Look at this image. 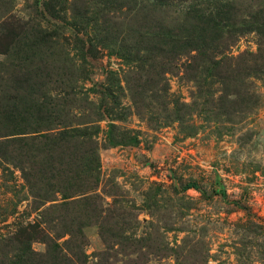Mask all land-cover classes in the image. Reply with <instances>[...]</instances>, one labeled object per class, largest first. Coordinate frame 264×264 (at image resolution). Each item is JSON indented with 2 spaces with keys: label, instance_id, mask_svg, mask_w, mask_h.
I'll return each instance as SVG.
<instances>
[{
  "label": "rangeland",
  "instance_id": "rangeland-1",
  "mask_svg": "<svg viewBox=\"0 0 264 264\" xmlns=\"http://www.w3.org/2000/svg\"><path fill=\"white\" fill-rule=\"evenodd\" d=\"M229 1L0 0V130L40 69L98 158L76 204L34 203L0 138V264H264V56L235 24L261 0Z\"/></svg>",
  "mask_w": 264,
  "mask_h": 264
},
{
  "label": "trees",
  "instance_id": "trees-1",
  "mask_svg": "<svg viewBox=\"0 0 264 264\" xmlns=\"http://www.w3.org/2000/svg\"><path fill=\"white\" fill-rule=\"evenodd\" d=\"M229 2L227 0L228 4ZM249 7L244 9L235 22L243 27L237 35L255 33L259 38L258 53L255 58H260L264 56V0H261L260 5L256 7ZM233 26L235 25L229 23L223 27L233 32ZM215 27L218 25L212 26ZM224 60L215 61L214 65L219 68L226 63ZM18 62L16 67L19 69L15 71L20 73L23 69L21 66L23 61ZM257 66L256 64L255 67ZM231 68L230 65L227 70ZM23 76L28 78L31 85L24 97L12 107L4 109L8 115L5 118L9 120L10 125H7L5 130H0V138H3L1 145L5 148L13 146L24 152L18 167L33 194L34 203L41 199L45 203L56 201L51 194L55 191L63 196V200L68 201L66 205L76 204L79 200L76 191L80 187L77 185L78 166L83 165L87 167V171L93 173L96 170L90 165L98 159L91 135L87 134L86 129L79 128L83 126L81 121L89 117L85 115V118L77 119L76 115L69 116L65 113L64 103L44 92L48 81H43L44 74L40 69L28 71ZM23 76L20 75L19 80L25 81ZM108 139L111 145L138 143L137 137L129 135L119 138L109 135ZM77 152H81L82 157H78ZM192 187V184H188L184 189ZM51 208H55V205L51 204ZM79 229L81 230V227H78L75 233Z\"/></svg>",
  "mask_w": 264,
  "mask_h": 264
}]
</instances>
